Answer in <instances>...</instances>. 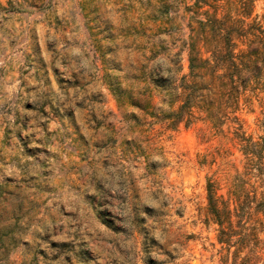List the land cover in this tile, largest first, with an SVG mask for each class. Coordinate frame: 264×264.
Here are the masks:
<instances>
[{
  "label": "rangeland",
  "instance_id": "rangeland-1",
  "mask_svg": "<svg viewBox=\"0 0 264 264\" xmlns=\"http://www.w3.org/2000/svg\"><path fill=\"white\" fill-rule=\"evenodd\" d=\"M190 4L0 0V264L231 263L207 189L230 209L238 180L264 197L236 136L264 144V94L172 124L156 84L189 74ZM247 22L264 27V0ZM257 219L247 264H264Z\"/></svg>",
  "mask_w": 264,
  "mask_h": 264
},
{
  "label": "trees",
  "instance_id": "trees-1",
  "mask_svg": "<svg viewBox=\"0 0 264 264\" xmlns=\"http://www.w3.org/2000/svg\"><path fill=\"white\" fill-rule=\"evenodd\" d=\"M189 1L191 4L185 7V12L193 13L190 21L196 25L191 29L195 30L196 36L187 45L189 74L182 77L178 85L160 82L156 88L165 91L164 96L170 106L179 104L177 111L168 117L173 125L183 120V114L187 116L186 124L190 123L193 109L218 124L217 115L231 108L230 104H235L243 91L250 88L264 94V27L247 22L252 13L253 0ZM221 2H224L221 7L226 13L217 18L215 13ZM164 7H170V4ZM210 9L213 14H209ZM231 11L235 17L229 14ZM199 16L203 18L196 19ZM201 49L209 54L207 58L202 57ZM236 136L244 143V176L256 178L264 188L261 162L264 144L259 146L242 135ZM245 183L238 180L229 192L234 204L231 209L228 202L215 196L211 185L207 189V214L217 226L218 243L232 258L230 264H247L249 254L259 244L257 215H264V197L257 199L254 194L250 195L243 187ZM245 251L247 254L241 257Z\"/></svg>",
  "mask_w": 264,
  "mask_h": 264
}]
</instances>
